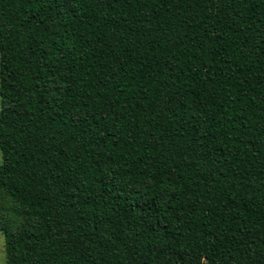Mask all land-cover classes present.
<instances>
[{
  "label": "trees",
  "instance_id": "trees-1",
  "mask_svg": "<svg viewBox=\"0 0 264 264\" xmlns=\"http://www.w3.org/2000/svg\"><path fill=\"white\" fill-rule=\"evenodd\" d=\"M4 264H264V0H0Z\"/></svg>",
  "mask_w": 264,
  "mask_h": 264
},
{
  "label": "rangeland",
  "instance_id": "rangeland-1",
  "mask_svg": "<svg viewBox=\"0 0 264 264\" xmlns=\"http://www.w3.org/2000/svg\"><path fill=\"white\" fill-rule=\"evenodd\" d=\"M0 264H4L3 234L0 232Z\"/></svg>",
  "mask_w": 264,
  "mask_h": 264
}]
</instances>
